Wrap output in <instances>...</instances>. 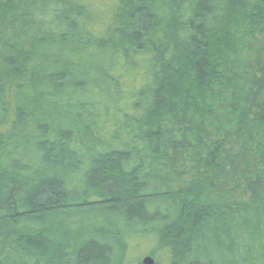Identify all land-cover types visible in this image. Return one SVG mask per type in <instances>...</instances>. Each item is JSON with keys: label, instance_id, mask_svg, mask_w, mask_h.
Here are the masks:
<instances>
[{"label": "trees", "instance_id": "16d2710c", "mask_svg": "<svg viewBox=\"0 0 264 264\" xmlns=\"http://www.w3.org/2000/svg\"><path fill=\"white\" fill-rule=\"evenodd\" d=\"M6 95L0 264H264L260 4L0 0Z\"/></svg>", "mask_w": 264, "mask_h": 264}, {"label": "rangeland", "instance_id": "374dc122", "mask_svg": "<svg viewBox=\"0 0 264 264\" xmlns=\"http://www.w3.org/2000/svg\"><path fill=\"white\" fill-rule=\"evenodd\" d=\"M247 2L249 7L252 5L253 7H256V5L260 4L264 8V0H247ZM10 116L11 105L9 96H2L0 98V131L3 130V124H5L10 119ZM156 248V241L151 235L146 237L137 236L136 238H132L129 243L128 252L126 255V264H135L138 260L141 262L142 257L149 255L148 252H156Z\"/></svg>", "mask_w": 264, "mask_h": 264}, {"label": "water", "instance_id": "95a60500", "mask_svg": "<svg viewBox=\"0 0 264 264\" xmlns=\"http://www.w3.org/2000/svg\"><path fill=\"white\" fill-rule=\"evenodd\" d=\"M153 263H154V259L150 255H146L141 259V264H153Z\"/></svg>", "mask_w": 264, "mask_h": 264}]
</instances>
